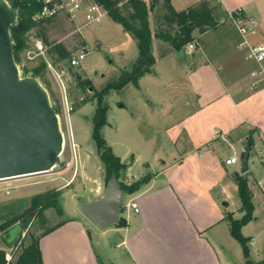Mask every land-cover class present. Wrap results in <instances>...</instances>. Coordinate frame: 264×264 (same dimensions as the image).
Masks as SVG:
<instances>
[{
	"label": "crops",
	"instance_id": "crops-1",
	"mask_svg": "<svg viewBox=\"0 0 264 264\" xmlns=\"http://www.w3.org/2000/svg\"><path fill=\"white\" fill-rule=\"evenodd\" d=\"M199 1L170 0L176 11ZM213 4L221 15L218 23L227 18L229 11L241 6L242 15L256 23L257 32L249 37L248 44L264 43V0H212ZM156 8L160 16L159 5ZM58 17H64L66 26L75 29V24L67 16L60 14L54 18ZM108 19L114 24L109 16ZM156 19L158 27L160 19ZM227 22V26L217 32L208 29L199 33L197 28L193 31L198 42L196 48L189 50L200 49L206 56L202 53L198 55L195 70L206 78L209 70L216 67L225 78V84L221 92L197 102L187 114L166 128L168 141L178 154L168 151V159L161 158L155 169H152V162L146 161V174L151 175L149 181L137 191L124 194L129 197V209L122 203L118 217L125 219V225L118 226L115 221L107 238L110 246L123 248L126 255L124 264H245L242 247L232 236L226 219L227 214L234 218L244 214L235 174L247 179L254 206L253 219L242 226L241 232L251 238L250 258L260 264L264 261L260 250L252 252V245L258 236L250 232L251 225L264 217V81L251 88V72L257 65L248 57L247 45H239L241 37L231 21ZM119 26L126 45L134 49L136 41ZM84 28L80 33L70 29L57 42L70 50L67 42L78 36L81 45L87 47L89 41ZM210 33H214L213 37L204 39ZM207 40L210 48H206ZM156 46H163L168 52H177L153 36L155 64L153 72L147 74H156ZM187 49L186 45L182 59L187 58ZM163 53L159 57H163ZM192 56L195 58L197 55L192 53ZM48 59L53 63L50 57ZM134 60H130L131 64ZM145 75L139 79V87ZM246 152H249L248 167L241 172L240 162ZM233 155L237 161L227 165L225 159ZM152 157L155 158V154ZM141 176L133 174L129 166L126 172H122L121 178L129 184ZM100 183V179L93 182L94 195L84 201L103 195L104 188ZM229 190L237 193L239 202L234 200L231 204L227 198ZM132 202L137 203L138 211L132 208ZM62 219L65 220L63 224L39 240L43 263L102 264L97 250L100 238L95 241L88 234L83 217ZM259 234H264V230ZM8 239L2 240L10 246ZM116 263L113 257L108 260V264Z\"/></svg>",
	"mask_w": 264,
	"mask_h": 264
},
{
	"label": "rangeland",
	"instance_id": "rangeland-1",
	"mask_svg": "<svg viewBox=\"0 0 264 264\" xmlns=\"http://www.w3.org/2000/svg\"><path fill=\"white\" fill-rule=\"evenodd\" d=\"M158 13L156 7L149 12V26L152 31L154 30L153 32L157 27ZM65 20L64 17H58L45 24L49 41H57L70 29L73 30V26H66ZM227 20L230 19L223 18L222 22L210 28L211 31L223 30V27L227 26ZM73 32L76 33L75 30ZM83 32L89 41L87 47L81 45L82 41L78 36L69 39L67 44L72 53L82 50L84 59L73 66L69 65L68 59L57 64V68L63 73L68 101L73 107L70 116L66 115L69 118L68 135L71 133L73 140L66 137L63 111L59 108V85L51 70L47 68V71L37 78L57 107L60 129L65 134L62 152L49 172L0 180V224L22 212L29 205L30 198L34 194L50 189L60 191L59 202L64 214L60 217L54 208H48L43 212L44 220L34 216L24 230L17 221L0 232V249L4 248L9 253L10 260H14L20 253L23 245L28 243L30 235L40 234L63 217H83L88 234L95 241L100 238L101 244L97 245V250L102 264H108L111 257L117 260L116 264H124L126 255L123 248L110 246L107 243L109 231L114 225L98 228L80 211L81 202L94 195L95 180L100 179L101 187L104 188L105 169L91 136L92 116L96 107L95 102L91 100L93 89L90 90V86L84 89L80 87L77 78L89 79L95 89H102L119 76L122 68L130 66L131 61L138 54V49L137 46L133 49L126 45L121 27L115 22L112 24L108 16H105L100 23L87 25ZM26 35L28 43L30 37L36 38V29L30 30ZM213 35L214 33H210L204 39H211ZM65 40L67 41V38ZM208 43L209 40L206 41V48H210ZM164 49L166 48L163 46L154 47L157 54L155 75L146 74L138 88L129 83L121 90L110 91L104 98V102L108 105L107 124L101 127L100 133L113 153L119 156L127 167L131 166L133 174L139 173V176H144L148 172V169H145L146 161L152 162V169H155L161 158L168 159V151L178 154L168 141L166 128L187 114L197 102H203L215 93L221 92L225 84V78L216 67L209 70L206 78L195 70L198 55L200 56L201 53L204 55V52L199 51L200 49L197 51L187 49L186 59L177 57L176 52L168 51L163 57H159ZM192 53L197 56L193 58ZM42 61L46 60L44 58L28 60L23 50L21 60L17 63L20 74L23 75L24 67L31 69ZM200 90L202 92H199ZM154 154L155 158L152 157ZM228 196L231 204H234V200L239 202L237 193L229 190ZM128 199L129 197L124 196L122 203L129 209ZM263 227L264 217L256 220L250 229L252 234L258 236L252 245V252L256 253L260 250L261 258H264V234L259 232L264 230ZM1 236L4 240L9 238L10 246L3 243ZM17 240L21 243H17Z\"/></svg>",
	"mask_w": 264,
	"mask_h": 264
},
{
	"label": "trees",
	"instance_id": "trees-1",
	"mask_svg": "<svg viewBox=\"0 0 264 264\" xmlns=\"http://www.w3.org/2000/svg\"><path fill=\"white\" fill-rule=\"evenodd\" d=\"M17 10V20L11 27V40L13 54L16 62L21 60V52L27 48L26 33L32 29H36V36L40 37L47 45V53L54 64L65 61L71 57V51L67 47L57 41H49L45 32V24L51 21V18L35 20L34 16L42 7L41 0H7ZM99 3L107 11V15L116 23L120 24L123 30L128 33L135 41L138 48V56L127 68L120 70L119 76L107 83L102 89H95L89 79L77 78L80 87L93 89L91 100L95 102V111L92 116V132L91 136L96 143V148L100 159L104 164L105 183L115 174L120 176L121 172L126 170L127 165L122 162L119 156L115 155L112 148L107 144L101 135V127L107 124L106 113L108 110L107 103L104 102L105 96L110 91H118L131 83L137 88L139 87V79L153 72L155 57L152 52V38H158L165 42L175 51L185 47L188 43L195 40L193 31L197 28L199 33L215 27L221 17L217 12L216 5H212V0H200L198 3L189 6L186 9L176 11L170 0H93ZM160 7L162 14L159 26L156 27L154 34L149 26V11L156 6ZM227 16V15H226ZM228 17V16H227ZM166 52V50L164 51ZM164 54V53H162ZM47 71L45 61L28 69L24 67L22 74L40 77ZM89 87V88H90ZM55 111L56 106H54ZM250 144V142H249ZM150 174H145L141 178L127 184L121 183V187L125 193L137 191L143 184L150 179ZM235 181L238 187V195L241 200V211L244 212L242 217L234 218L231 214L226 215L230 226L232 236L240 243L243 254L246 258L245 264H260L261 262L250 258V241L249 236H244L241 232L243 225L253 219V203L252 194L247 185V179L240 174H235ZM60 191L50 189L41 193L34 194L29 201V205L11 219L0 224V232L10 227L15 222H20V227L24 230L27 228L30 220L34 216H38L44 220V210L54 208L58 216L64 214L63 208L59 202ZM65 222L61 219L54 225L43 230L38 235H30L27 244L23 245L20 253L14 260H6L7 252L0 249V264H44L39 247V240L42 236L48 234ZM116 225L124 226L125 219L119 217ZM12 230V229H10ZM21 243L20 240L16 241Z\"/></svg>",
	"mask_w": 264,
	"mask_h": 264
},
{
	"label": "water",
	"instance_id": "water-1",
	"mask_svg": "<svg viewBox=\"0 0 264 264\" xmlns=\"http://www.w3.org/2000/svg\"><path fill=\"white\" fill-rule=\"evenodd\" d=\"M17 10L0 0V180L49 172L63 149L59 117L37 77L21 75L14 58L11 32ZM185 47L176 52L183 58ZM91 90V87L89 88ZM249 152L240 162L248 167ZM107 180L103 195L80 204V211L98 228L113 224L122 208L123 180Z\"/></svg>",
	"mask_w": 264,
	"mask_h": 264
},
{
	"label": "built area",
	"instance_id": "built-area-1",
	"mask_svg": "<svg viewBox=\"0 0 264 264\" xmlns=\"http://www.w3.org/2000/svg\"><path fill=\"white\" fill-rule=\"evenodd\" d=\"M42 7L39 12L34 16L35 20L54 18L60 14H64L70 21L75 24V32L80 33L81 30L87 25L96 24L102 22L103 18L107 15V11L99 3L93 0H41ZM228 18L234 25L236 32L241 37L239 45H247L248 57L256 63V68L251 72L253 82L251 88H256L260 82L264 81V43L248 44V39L251 35L257 32L256 23L253 20H249L242 15V7L238 6L233 11H229ZM197 40L191 41L187 44L188 49H194L197 46ZM24 56L32 61L39 58H44L47 68L51 70L56 82L59 85L60 91V106L63 111V117L65 122L66 137L72 139V134L68 135L69 118L73 111L72 105H70L67 97V91L65 88L63 73L54 65L48 58L47 45L40 38H31L28 42L27 48L24 49ZM84 53L82 50H78L69 58V65H77L84 59ZM48 57V58H47ZM63 139L64 132L62 133ZM237 161L236 156H230L225 159V163L233 164ZM132 208L138 211L137 203H131ZM6 260L9 261V255H6Z\"/></svg>",
	"mask_w": 264,
	"mask_h": 264
}]
</instances>
